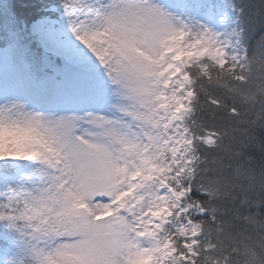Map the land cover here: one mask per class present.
<instances>
[{
	"label": "snow or ice",
	"instance_id": "6c2138e0",
	"mask_svg": "<svg viewBox=\"0 0 264 264\" xmlns=\"http://www.w3.org/2000/svg\"><path fill=\"white\" fill-rule=\"evenodd\" d=\"M0 264H264V0H0Z\"/></svg>",
	"mask_w": 264,
	"mask_h": 264
},
{
	"label": "trees",
	"instance_id": "16d2710c",
	"mask_svg": "<svg viewBox=\"0 0 264 264\" xmlns=\"http://www.w3.org/2000/svg\"><path fill=\"white\" fill-rule=\"evenodd\" d=\"M48 2H52V0H48ZM250 3L254 5H259L261 3V0H249ZM258 39V37H256Z\"/></svg>",
	"mask_w": 264,
	"mask_h": 264
}]
</instances>
